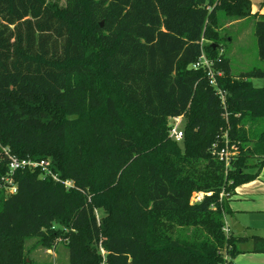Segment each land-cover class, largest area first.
I'll return each mask as SVG.
<instances>
[{
  "label": "trees",
  "instance_id": "trees-1",
  "mask_svg": "<svg viewBox=\"0 0 264 264\" xmlns=\"http://www.w3.org/2000/svg\"><path fill=\"white\" fill-rule=\"evenodd\" d=\"M247 17L264 61V14L251 0H0V182L2 147L50 158L61 178L18 170L17 192H0V264H30V236L48 247L68 238L70 264H99V242L108 264H235L224 251L264 252V236L223 230L226 194L264 166V130L245 128L264 118V87L250 80L264 67L233 75L218 52L220 29ZM202 49L221 59L224 100L192 67ZM181 115L183 147L169 124ZM226 135L239 151L228 171L217 154ZM195 192L204 196L192 203ZM177 225L193 231L174 238Z\"/></svg>",
  "mask_w": 264,
  "mask_h": 264
},
{
  "label": "rangeland",
  "instance_id": "rangeland-1",
  "mask_svg": "<svg viewBox=\"0 0 264 264\" xmlns=\"http://www.w3.org/2000/svg\"><path fill=\"white\" fill-rule=\"evenodd\" d=\"M50 1L56 2V4L60 6H64L66 2V0ZM220 34L223 38L220 40V48L218 52L230 59L233 75H241L243 72L253 68L264 67V61L260 58L258 53L257 37L255 34V20L253 17H247L240 22L229 26H223L220 29ZM263 82V79H256V81H253V85L261 87ZM170 122L172 124L174 121L170 118L169 124ZM185 122V117H182L181 127H184ZM245 128L251 135L262 132L264 130V118L260 119L258 122H253L247 119L245 122ZM179 143L183 147V142L180 141ZM250 161L255 164L257 159L251 158ZM250 168L254 171L257 170V168ZM231 197L232 196H228L229 199ZM238 206H246L247 212L236 213L238 222H235L234 220V217H236L235 214L227 215V223L230 225L231 233L234 235H241L240 233L252 234L259 232L264 234V194L256 197L254 196L247 201H240ZM94 212L96 214L97 222L100 224L102 222L103 211L99 208H95ZM54 226L57 228L62 227L58 223ZM192 229L193 228H186L184 226L177 225L174 228L173 237L176 238L190 235L193 231ZM25 242L28 258L31 259L30 264H70V253L66 241H60L55 246L48 247L40 242V238L38 236H30L26 238ZM263 254L264 253L258 252L245 253L237 256L238 258H236L235 261L238 264H264L262 259H255L256 256H264Z\"/></svg>",
  "mask_w": 264,
  "mask_h": 264
},
{
  "label": "built area",
  "instance_id": "built-area-1",
  "mask_svg": "<svg viewBox=\"0 0 264 264\" xmlns=\"http://www.w3.org/2000/svg\"><path fill=\"white\" fill-rule=\"evenodd\" d=\"M221 59L218 58L217 60L210 58L207 53L202 49L200 56L198 59L192 64V67L195 69H203L206 72V76L208 77L210 84L217 89V92L221 95L222 99L224 100L225 95L223 91L219 87V78L223 75V71L216 68V62H220ZM181 116H174L171 117V120L174 122L171 124L170 122V137L174 140L181 141L184 137V128L181 127L182 123ZM4 155L7 157L6 166L8 167V171L6 175L1 178L0 182V192L4 191L6 195L13 194L17 192L18 186L14 178V174L18 170H39L40 177L46 178L50 177L54 180H61L59 173L55 171L53 168V163L50 158H42V159H33V158H20L14 154H12L11 149L8 147H2ZM238 147L235 144H231L229 142L228 135L225 136V144L222 148L217 150V154L219 159L225 163L227 171L231 166L232 160L238 154ZM64 184L67 187L72 186V182L70 180L64 181ZM224 192L221 194V198L224 196ZM229 196V194H226ZM204 196L203 192H195L191 198L192 203H196L202 200ZM56 229V226H53ZM62 230L65 232L67 229L65 227H61ZM223 230L226 235L231 234L230 225L227 223V216L224 218V225ZM60 241H67L68 238H64L63 236L58 237L55 245ZM54 245V246H55ZM98 252L101 256V261L99 264H108L107 261V250L103 246L102 242L98 244ZM224 260L229 262L233 260V257L224 251Z\"/></svg>",
  "mask_w": 264,
  "mask_h": 264
},
{
  "label": "crops",
  "instance_id": "crops-1",
  "mask_svg": "<svg viewBox=\"0 0 264 264\" xmlns=\"http://www.w3.org/2000/svg\"><path fill=\"white\" fill-rule=\"evenodd\" d=\"M251 7H252V13H259V14H264V0H251ZM245 19V18H244ZM244 19L241 20H235L232 21L230 23H228L226 26H229L231 24L240 22ZM255 20V18H253ZM256 79H263L261 77H252L250 78L251 82L253 83V81H256ZM264 86V82L263 85H261V87ZM264 194V167L260 172V175L253 181H250L249 183H244L242 185H239L236 190L234 195L230 198L229 201V206L232 210L231 214H235L236 217H234L235 222H238V217H237V212H247V207L243 206V207H239L238 204L240 201H247L250 200L252 197H256L259 195H263ZM262 210V209H261ZM241 235L244 236H252V235H260V236H264L263 233H252V234H245V233H240ZM242 251L240 253H238L234 258H233V262L235 264L236 263V258H238L237 256H240L242 254L245 253H252L253 251H251L250 248V244L241 246ZM258 253H264V252H258ZM262 255V254H259ZM264 255V254H263ZM256 260H261L264 262V256H256L255 258Z\"/></svg>",
  "mask_w": 264,
  "mask_h": 264
},
{
  "label": "water",
  "instance_id": "water-1",
  "mask_svg": "<svg viewBox=\"0 0 264 264\" xmlns=\"http://www.w3.org/2000/svg\"><path fill=\"white\" fill-rule=\"evenodd\" d=\"M102 24V23H101Z\"/></svg>",
  "mask_w": 264,
  "mask_h": 264
}]
</instances>
